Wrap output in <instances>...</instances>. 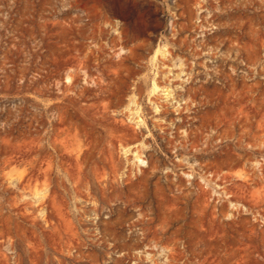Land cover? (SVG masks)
Here are the masks:
<instances>
[{
    "label": "rangeland",
    "instance_id": "obj_1",
    "mask_svg": "<svg viewBox=\"0 0 264 264\" xmlns=\"http://www.w3.org/2000/svg\"><path fill=\"white\" fill-rule=\"evenodd\" d=\"M0 264H264V0H0Z\"/></svg>",
    "mask_w": 264,
    "mask_h": 264
}]
</instances>
